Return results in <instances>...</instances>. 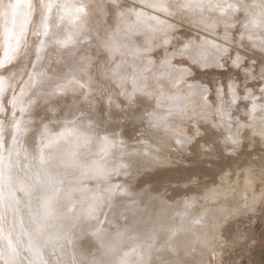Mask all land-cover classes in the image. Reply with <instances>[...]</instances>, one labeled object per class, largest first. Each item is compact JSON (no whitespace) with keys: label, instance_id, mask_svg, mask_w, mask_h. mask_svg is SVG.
Masks as SVG:
<instances>
[{"label":"rangeland","instance_id":"374dc122","mask_svg":"<svg viewBox=\"0 0 264 264\" xmlns=\"http://www.w3.org/2000/svg\"><path fill=\"white\" fill-rule=\"evenodd\" d=\"M91 2L86 35L92 37V43L81 40L67 49L49 48L37 65L45 75L34 87H27L28 77L24 76V72L32 71L28 63L36 41L27 28L30 24L36 31L41 21L26 16L23 58L11 69L15 75L10 74V79L13 89L17 85L26 89L27 111L20 119L27 131L16 134L17 118L10 109L0 116V171L5 176L13 174L5 180L17 209L13 211L6 200L7 204L2 205L6 218L30 221L32 235L37 237V221L30 214L43 204L38 217L40 224L43 222V264H264V119L242 120L229 129L248 145L246 149L243 145L235 147L231 161L215 164V155L190 160L188 154L176 152L170 140L173 131L187 129V120L173 116L154 128L150 127L148 114L159 104L165 115L176 106L182 107L186 115H193L199 110L198 99L183 91L178 100L168 99L174 93L164 87L166 78L155 79L164 69L157 65L146 71L147 58L131 52L116 56L119 75L113 77L114 64L101 46L105 36L111 34L104 29L118 23L125 31L131 29L133 34L126 35L123 42L132 51L147 41L158 44L159 37L152 31L157 21L149 20L157 15L175 25L176 39H195L199 35L198 44L212 35L222 38L223 28L205 37V29L199 28V14L178 13L169 18L147 7H136L142 0H127L128 8L142 14L139 19L118 22L104 13L108 23L100 25L99 0ZM151 2L155 0H143L145 5ZM233 2L243 4L234 18L237 31L251 34L253 43L256 38L264 39V0ZM33 9L42 11L39 0ZM215 18L208 22V28ZM56 31L62 36L64 30L57 27ZM245 48L251 51L247 40ZM163 54V50L155 53L156 57ZM262 54L264 50L257 49L255 55L247 57L250 63H257V73H250L251 78L264 75V66L256 61ZM81 66L92 77L88 99L74 86L64 95L56 93V85L71 68H75L73 74L78 78H85L76 70ZM190 67L195 81L188 80L189 84L221 79L219 69ZM140 76L148 77L151 87L126 102L133 78ZM173 77L182 79L179 73H173ZM109 97L113 101L111 112L123 115L100 111L101 104L108 108ZM241 124L250 130L245 131ZM36 146L43 148L40 155L33 152ZM191 172H196L198 178L189 181ZM25 182L37 185L27 196L21 192ZM5 187L1 175L0 191ZM17 229L20 231L19 226ZM14 236L19 244L22 233ZM7 237L5 240L0 229V245L9 249ZM0 264H7L2 255Z\"/></svg>","mask_w":264,"mask_h":264},{"label":"snow or ice","instance_id":"6c2138e0","mask_svg":"<svg viewBox=\"0 0 264 264\" xmlns=\"http://www.w3.org/2000/svg\"><path fill=\"white\" fill-rule=\"evenodd\" d=\"M36 2L37 0H21L22 11L17 14L21 18L30 15L32 20L40 18L41 21L36 31H32L30 24L27 28L28 34L36 38L28 63V68H31L32 71L24 72V76L28 77L27 87H34L37 79L45 75L36 69L49 48L57 46L60 49H67L70 45L74 46L81 40L85 44L92 43V37L86 35L91 13V0H71V2L70 0H39L41 12H36L33 9ZM136 7H147L169 18H174L178 13L199 14L201 16L199 28L205 29L203 32L205 37H208L213 30L223 28L222 38L212 35L211 39L206 38L198 44L196 41L200 40L199 35L195 39L190 37L176 39L175 32L178 29L175 25L159 21V15H157L150 17L149 20L157 21L152 31L159 37L158 44L147 41L142 47H136L132 51L123 42V39L126 35L133 33L130 28L125 31L124 27L118 23L115 27L110 26L104 29L106 33L110 32L111 34L105 36L101 46L108 59L114 64L113 77L119 75V64L115 63L116 56L131 52L133 55L147 58L146 71L156 68L157 65L164 69L163 72L155 76V79L159 81L161 78H166L167 84L164 87L168 92L174 93L168 99L178 100L182 91L198 99L199 110L195 111L193 115H186L185 110L178 106L168 109L165 115L162 114L159 104L152 113L148 114L150 127L154 128H158L161 122L169 120L173 116L187 120V129L173 131L170 137L171 146L176 152L188 154L187 158L190 160L198 159L201 155H215L218 158L213 161L215 164H221L225 160L231 161L235 156V147L243 145V148L246 149L248 145L238 134L233 135L229 129L242 120H255L257 117L264 119V95H261L264 94V75H260L259 78H251L250 73L252 76L257 73V63H250L247 59L250 54L255 55L257 49L264 50V39L256 38L253 43L254 38L251 34L246 36L243 31H237L239 26L234 18L240 13L243 4H236L233 0H155V2L145 5L142 0L141 4ZM23 9H26V12ZM99 9L100 25L108 23L104 13H107L108 17H115L118 22L125 18L139 19L142 15L136 13L134 8H128L127 0H99ZM205 13L208 15L205 16ZM217 13L219 16L216 15ZM214 16L216 17L215 21L212 27L208 28V22ZM65 22L71 26L69 30H64L62 36L56 34L54 25L58 27ZM253 26H255V21H253ZM244 27L247 28L248 25L245 24ZM25 31L24 24L17 27L14 21L12 32L5 41L4 50L0 56V116L4 117L8 110H11V115L17 118L16 134L27 131L26 128L21 127L20 119L27 111L26 89L22 85H17L16 89H13L10 74L15 75L11 73V69L22 61L23 45L21 41L26 40ZM246 40L251 45V51L245 48ZM157 50H163L162 57H156ZM193 52L196 53L195 56L191 55ZM256 61L259 65L264 66V54L256 57ZM83 63L82 59L81 65ZM177 64L180 67H177ZM192 65L204 68L211 66L219 69L221 79L189 84L188 80L195 81V77L191 75L190 66ZM76 70L81 72L85 78L81 79L72 74L62 83L56 85L55 92L64 95L74 86L76 90L83 91L84 99L87 100L91 94L92 77L82 66ZM173 73H179L182 79H175ZM120 79H125V77H120ZM147 81L148 77L146 76L133 78L126 102L142 94V90L150 88L151 85ZM158 91L162 92L163 89L160 88ZM9 93H11L10 98ZM120 94L124 95L125 93L121 91ZM112 103L113 101L109 97L108 108L105 109L101 104L100 111L102 113L107 111L109 115H123L122 112H111ZM240 126L244 127L245 131L250 130L244 124ZM2 138V129H0V139ZM240 154H244L243 150ZM222 170L223 168H221ZM197 178L196 172H191L188 177L189 181ZM6 247L0 245V255L4 254ZM18 251V249H13L12 255L15 256ZM9 264H19V261L14 259Z\"/></svg>","mask_w":264,"mask_h":264},{"label":"bare ground","instance_id":"6f19581e","mask_svg":"<svg viewBox=\"0 0 264 264\" xmlns=\"http://www.w3.org/2000/svg\"><path fill=\"white\" fill-rule=\"evenodd\" d=\"M70 2H71V0H70ZM18 3H20V6H19ZM263 9H264V7H263ZM21 11H22L21 0H3L2 2H0V24H1V28H0V44H1V46H0V48L2 47L1 50H0V56H2V53H3L2 49L4 47L5 41L8 39L9 34L12 32L14 21L16 22L17 27H19L20 24H24L25 25L26 17L21 18V17H19L17 15L18 12H21ZM23 11L26 12V9H23ZM159 19H161L162 21H166L165 19L161 18L160 16H159ZM167 22L168 21H166V24H167ZM58 27L59 28L62 27L63 30L67 31V30H69V28L71 26L68 25L65 22V23L60 24ZM56 28H57V26L54 25V31L57 33ZM63 32H62V35H63ZM74 69L75 68H71L69 70L70 72H69V75H66L67 77H63L60 80L58 79L60 81V83H62L65 79H67L70 75H72L74 73L73 71H75ZM36 70L41 72V70L39 68H37ZM71 70H72V72H71ZM39 79H41V77H39L37 79V82L39 81ZM39 90H41V89H39ZM42 91L43 90H41L40 92H42ZM0 126H2L1 123H0ZM42 149H43L42 147L36 146V147H33V152L36 155H40V153L43 151ZM1 159L3 161V156H2ZM72 167H75V166L72 165ZM1 175H2V177L4 179V184L6 182V187H5V189H2V191H0V229H3L5 240H6V236L8 235L9 237H7V240L10 241V248L8 249V247H7V250L4 252V254L2 256H4L5 260L7 261V264H9V262L13 261L14 259H16V260L18 259L19 263L21 262V264H43L42 259H40V254L42 253V245H43V222L41 223L42 224L41 225L40 222H39L40 220L38 221V217L40 216L39 215V211H40V214H41L42 210H43V204L40 205V207H36L35 210L33 209V211H31V214H30L32 220L33 221H35V220L37 221L36 222L37 223L36 227L39 230V234H37V237H34L32 235V232H31L32 231V227L30 226L33 223H31L30 221H26L24 219L27 222V223H25L22 218H21L22 220L17 218L16 221H15V219L11 221L10 219L6 218V214L4 212V210L6 208H3V206L7 204V201L9 202V205H10L9 207L11 209H13V211H17V209H15V207H16V205H15L16 202L15 201L16 200L13 199L15 196L13 197V195H12L10 189H9L10 185L8 186V182H7L8 176L11 177L13 174L12 175L9 174V175L5 176V174H3L2 171H0V177H1ZM24 175H26V174H24ZM5 179H7V180H5ZM32 180L33 179H31V181ZM41 180H42V185H43V178ZM11 181H12V178H11ZM27 186H28V188H27ZM36 186L37 185H36L35 182H33V184L31 182L28 185L26 183V187L24 186L25 190H23V188H24L23 187L21 192L25 193L26 196H27L28 193L31 192ZM11 188L15 189L14 187H11ZM19 188H21L20 185H19ZM19 188L17 186V189H19ZM40 188H43V187L41 186ZM20 196H21V194H20ZM42 199H43V197H42ZM36 217H37V219H36ZM28 222H30L31 224L30 223L28 224ZM15 225H16V229L19 226V230L20 231H18V229L16 231V229L14 227ZM28 231H30L31 234ZM19 232L22 233V238H21L20 243L18 244V242L16 240L17 237L15 238L14 233L18 234ZM31 236H33V237H31ZM34 238H36V239L34 240ZM16 245H18L21 250L19 248H17ZM13 249H18L19 250L18 253L15 256L12 255V250Z\"/></svg>","mask_w":264,"mask_h":264}]
</instances>
